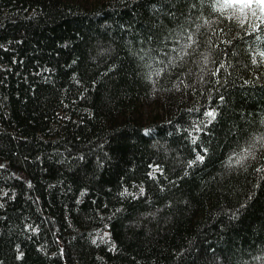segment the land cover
<instances>
[{
    "label": "trees",
    "instance_id": "trees-1",
    "mask_svg": "<svg viewBox=\"0 0 264 264\" xmlns=\"http://www.w3.org/2000/svg\"><path fill=\"white\" fill-rule=\"evenodd\" d=\"M256 23L216 0H0V264H264Z\"/></svg>",
    "mask_w": 264,
    "mask_h": 264
},
{
    "label": "snow or ice",
    "instance_id": "snow-or-ice-1",
    "mask_svg": "<svg viewBox=\"0 0 264 264\" xmlns=\"http://www.w3.org/2000/svg\"><path fill=\"white\" fill-rule=\"evenodd\" d=\"M217 10L224 12L226 10H232V14L235 15L237 13L243 14L245 19L248 16V10H250L251 16L259 21L254 25V31L259 30L260 25L264 24V0H216ZM264 56V53H261ZM223 68V66H221ZM219 71V69H217ZM206 115L215 119L214 112H207ZM205 152L207 149L204 150ZM205 159L204 155L198 154L196 160L203 162ZM195 163V161L190 162ZM95 242V241H94Z\"/></svg>",
    "mask_w": 264,
    "mask_h": 264
},
{
    "label": "rangeland",
    "instance_id": "rangeland-1",
    "mask_svg": "<svg viewBox=\"0 0 264 264\" xmlns=\"http://www.w3.org/2000/svg\"><path fill=\"white\" fill-rule=\"evenodd\" d=\"M237 14H238L239 16H241V17L243 16V14H239V13H237Z\"/></svg>",
    "mask_w": 264,
    "mask_h": 264
}]
</instances>
